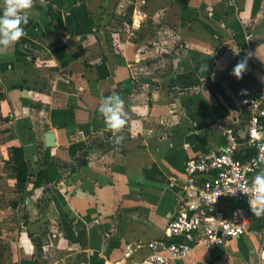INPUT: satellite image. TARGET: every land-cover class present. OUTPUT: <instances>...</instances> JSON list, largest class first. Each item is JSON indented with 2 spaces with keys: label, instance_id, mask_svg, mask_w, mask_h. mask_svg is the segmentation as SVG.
<instances>
[{
  "label": "crops",
  "instance_id": "0c3cea01",
  "mask_svg": "<svg viewBox=\"0 0 264 264\" xmlns=\"http://www.w3.org/2000/svg\"><path fill=\"white\" fill-rule=\"evenodd\" d=\"M26 11L25 34L0 51V264H142L195 200L188 158L243 127L264 84V0H32ZM114 93L127 113L115 133L98 111ZM16 146L41 161L26 193ZM263 228L256 216L174 264H264Z\"/></svg>",
  "mask_w": 264,
  "mask_h": 264
},
{
  "label": "built area",
  "instance_id": "2783aa9c",
  "mask_svg": "<svg viewBox=\"0 0 264 264\" xmlns=\"http://www.w3.org/2000/svg\"><path fill=\"white\" fill-rule=\"evenodd\" d=\"M262 144L264 84L249 100L243 127L225 126L221 147L188 158L185 173L197 191L195 200L171 217L165 236L151 242L142 264H174L175 258L189 254L197 245L223 244L245 234L256 217L249 200L252 180L264 170V162L259 160ZM225 198L238 205L220 208L219 202Z\"/></svg>",
  "mask_w": 264,
  "mask_h": 264
},
{
  "label": "clouds",
  "instance_id": "9594fccd",
  "mask_svg": "<svg viewBox=\"0 0 264 264\" xmlns=\"http://www.w3.org/2000/svg\"><path fill=\"white\" fill-rule=\"evenodd\" d=\"M31 7L32 0H4L2 14H0V46H2L0 51L10 47L25 34L22 24L28 23L29 14L26 10ZM244 68V62L237 64L234 69L235 74L240 76ZM123 104L124 101L121 97L114 93L104 97L98 109L105 118L106 127L113 130L114 133L126 123L127 113ZM122 139L123 137L117 136L116 142L119 143ZM259 160L264 162V144L260 145ZM250 194L249 203L252 213L255 216L264 215V170L254 176Z\"/></svg>",
  "mask_w": 264,
  "mask_h": 264
},
{
  "label": "trees",
  "instance_id": "16d2710c",
  "mask_svg": "<svg viewBox=\"0 0 264 264\" xmlns=\"http://www.w3.org/2000/svg\"><path fill=\"white\" fill-rule=\"evenodd\" d=\"M25 146H16L13 148V157L14 162L17 165V187L23 192L26 193L28 182L31 179V171L34 167L40 164V159L37 160H28L25 156ZM44 173L42 170L39 175L41 176ZM37 178L36 185L40 183L42 177ZM42 181V180H41Z\"/></svg>",
  "mask_w": 264,
  "mask_h": 264
},
{
  "label": "water",
  "instance_id": "95a60500",
  "mask_svg": "<svg viewBox=\"0 0 264 264\" xmlns=\"http://www.w3.org/2000/svg\"><path fill=\"white\" fill-rule=\"evenodd\" d=\"M53 143H54V142H49L48 144L51 145V144H53Z\"/></svg>",
  "mask_w": 264,
  "mask_h": 264
}]
</instances>
